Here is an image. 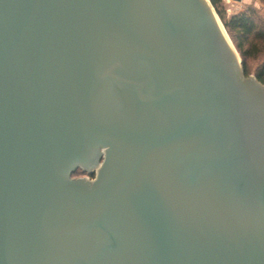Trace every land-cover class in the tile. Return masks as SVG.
I'll use <instances>...</instances> for the list:
<instances>
[{
	"label": "water",
	"instance_id": "water-1",
	"mask_svg": "<svg viewBox=\"0 0 264 264\" xmlns=\"http://www.w3.org/2000/svg\"><path fill=\"white\" fill-rule=\"evenodd\" d=\"M0 264H264V83L209 0H0Z\"/></svg>",
	"mask_w": 264,
	"mask_h": 264
},
{
	"label": "trees",
	"instance_id": "trees-1",
	"mask_svg": "<svg viewBox=\"0 0 264 264\" xmlns=\"http://www.w3.org/2000/svg\"><path fill=\"white\" fill-rule=\"evenodd\" d=\"M209 1L239 53L244 73L249 75L251 71L249 61H258L253 74L264 83V16H261L259 10L251 5L238 13L227 15L223 0ZM80 172L85 174L81 170ZM75 173L77 170L72 175Z\"/></svg>",
	"mask_w": 264,
	"mask_h": 264
},
{
	"label": "rangeland",
	"instance_id": "rangeland-1",
	"mask_svg": "<svg viewBox=\"0 0 264 264\" xmlns=\"http://www.w3.org/2000/svg\"><path fill=\"white\" fill-rule=\"evenodd\" d=\"M255 1H257V4L251 5V6L257 8L259 10L260 15L264 16V1H261V0H255ZM223 2L225 4L226 14L227 15H230V14H233V13H238V12L244 10L246 8V6H248V5H245V4H238L235 0H223ZM227 36H228V34H227ZM230 41H231V39H230ZM231 43H232V41H231ZM238 55H239V53H238ZM257 63H258V61H249V65L251 67V71H250L249 75H253L254 76L253 70L257 67ZM94 176H95L94 174L93 175H87V173L81 174L80 168L77 169V173L72 175L73 178L88 177L89 180H93Z\"/></svg>",
	"mask_w": 264,
	"mask_h": 264
},
{
	"label": "crops",
	"instance_id": "crops-1",
	"mask_svg": "<svg viewBox=\"0 0 264 264\" xmlns=\"http://www.w3.org/2000/svg\"><path fill=\"white\" fill-rule=\"evenodd\" d=\"M236 2L238 4H245V5H255V4H257V1H255V0H239V1H236Z\"/></svg>",
	"mask_w": 264,
	"mask_h": 264
}]
</instances>
